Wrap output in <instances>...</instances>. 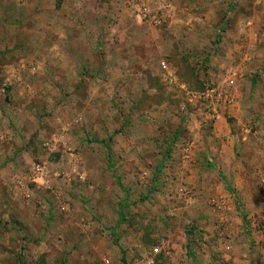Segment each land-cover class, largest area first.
I'll return each mask as SVG.
<instances>
[{"label":"rangeland","instance_id":"rangeland-1","mask_svg":"<svg viewBox=\"0 0 264 264\" xmlns=\"http://www.w3.org/2000/svg\"><path fill=\"white\" fill-rule=\"evenodd\" d=\"M143 2L0 0V264H264V0Z\"/></svg>","mask_w":264,"mask_h":264},{"label":"built area","instance_id":"built-area-1","mask_svg":"<svg viewBox=\"0 0 264 264\" xmlns=\"http://www.w3.org/2000/svg\"><path fill=\"white\" fill-rule=\"evenodd\" d=\"M127 3L134 11H137L139 15L142 14L151 23L157 26L163 24L165 16L162 11L166 8V5L160 7L157 11H152L143 0H127Z\"/></svg>","mask_w":264,"mask_h":264},{"label":"crops","instance_id":"crops-1","mask_svg":"<svg viewBox=\"0 0 264 264\" xmlns=\"http://www.w3.org/2000/svg\"><path fill=\"white\" fill-rule=\"evenodd\" d=\"M30 5H33V3L32 2H30ZM35 9L36 10H44V4H42V3H37V4H35ZM55 6V5H54Z\"/></svg>","mask_w":264,"mask_h":264},{"label":"trees","instance_id":"trees-1","mask_svg":"<svg viewBox=\"0 0 264 264\" xmlns=\"http://www.w3.org/2000/svg\"><path fill=\"white\" fill-rule=\"evenodd\" d=\"M108 150H109V153H111V149L108 147ZM120 216H121V219H123V215H122V208H121V214H120ZM21 264H25L24 262H22Z\"/></svg>","mask_w":264,"mask_h":264}]
</instances>
